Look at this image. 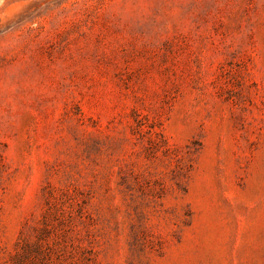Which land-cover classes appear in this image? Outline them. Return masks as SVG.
Instances as JSON below:
<instances>
[{
  "label": "rangeland",
  "instance_id": "374dc122",
  "mask_svg": "<svg viewBox=\"0 0 264 264\" xmlns=\"http://www.w3.org/2000/svg\"><path fill=\"white\" fill-rule=\"evenodd\" d=\"M0 264H264V0H0Z\"/></svg>",
  "mask_w": 264,
  "mask_h": 264
}]
</instances>
